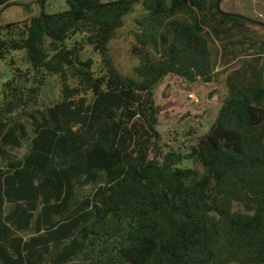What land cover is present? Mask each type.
<instances>
[{"label":"trees","instance_id":"trees-1","mask_svg":"<svg viewBox=\"0 0 264 264\" xmlns=\"http://www.w3.org/2000/svg\"><path fill=\"white\" fill-rule=\"evenodd\" d=\"M48 1L0 24V59L16 66L20 52L25 66L0 105V264H264L260 71L241 88L229 82L214 123L185 153H163L155 102L168 75L214 82L208 29L218 36L250 20L218 0H65L57 12ZM18 4L0 0L4 10ZM137 6L140 63L128 74L110 42ZM51 77L61 94L49 105Z\"/></svg>","mask_w":264,"mask_h":264},{"label":"rangeland","instance_id":"rangeland-1","mask_svg":"<svg viewBox=\"0 0 264 264\" xmlns=\"http://www.w3.org/2000/svg\"><path fill=\"white\" fill-rule=\"evenodd\" d=\"M18 5L7 9L0 8V24L23 21L38 15L41 11L40 0H17ZM107 1V0H105ZM65 0H49L45 3L48 12L68 9ZM222 11L238 14L250 21L241 29H231L218 36L208 29V37L217 78L214 82H188L176 75H168L155 91V102L160 108L158 129L161 134L163 153L174 149L187 152L198 138L204 135L214 123L224 99L230 94L229 82L239 88L246 86L255 68L262 74L264 81V0H221ZM142 14L141 6L125 17V25L117 31L110 42V54L117 68L123 73L133 74L139 65V59L132 54L134 45L133 31L137 28L136 18ZM84 57H93L98 71L102 66L101 56L87 46ZM16 66L10 65V58L0 59V105L3 101V85L8 81L16 67H25L21 53L12 56ZM61 94V82L58 77H51L44 88L43 100L51 105L57 102ZM194 94L195 99L190 97ZM29 123V121H28ZM27 143L17 150L23 154ZM182 167H202L192 160H185ZM97 185L86 187L83 191L93 192Z\"/></svg>","mask_w":264,"mask_h":264},{"label":"built area","instance_id":"built-area-1","mask_svg":"<svg viewBox=\"0 0 264 264\" xmlns=\"http://www.w3.org/2000/svg\"><path fill=\"white\" fill-rule=\"evenodd\" d=\"M190 97H191L192 99H195L194 94H190Z\"/></svg>","mask_w":264,"mask_h":264},{"label":"water","instance_id":"water-1","mask_svg":"<svg viewBox=\"0 0 264 264\" xmlns=\"http://www.w3.org/2000/svg\"><path fill=\"white\" fill-rule=\"evenodd\" d=\"M221 0H218V4L220 3Z\"/></svg>","mask_w":264,"mask_h":264}]
</instances>
